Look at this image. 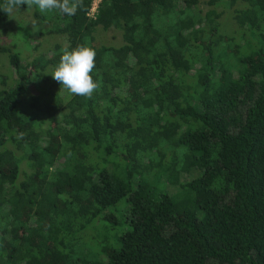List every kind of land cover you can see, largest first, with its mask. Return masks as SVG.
I'll use <instances>...</instances> for the list:
<instances>
[{
    "label": "trees",
    "instance_id": "trees-1",
    "mask_svg": "<svg viewBox=\"0 0 264 264\" xmlns=\"http://www.w3.org/2000/svg\"><path fill=\"white\" fill-rule=\"evenodd\" d=\"M91 4L31 7L29 62L0 11V264H264V0ZM81 45L91 99L50 75Z\"/></svg>",
    "mask_w": 264,
    "mask_h": 264
},
{
    "label": "clouds",
    "instance_id": "clouds-1",
    "mask_svg": "<svg viewBox=\"0 0 264 264\" xmlns=\"http://www.w3.org/2000/svg\"><path fill=\"white\" fill-rule=\"evenodd\" d=\"M24 4H27L28 8L37 7L42 14L58 11L61 15L67 16H74L83 8V0H3L0 11L11 16ZM32 25L34 32L40 30L38 24ZM95 67V49L81 45L71 51L63 49L58 66L50 75L70 94L91 99L100 87L92 75ZM23 135L19 133L17 138L21 139Z\"/></svg>",
    "mask_w": 264,
    "mask_h": 264
},
{
    "label": "rangeland",
    "instance_id": "rangeland-1",
    "mask_svg": "<svg viewBox=\"0 0 264 264\" xmlns=\"http://www.w3.org/2000/svg\"><path fill=\"white\" fill-rule=\"evenodd\" d=\"M201 5L204 7V1H201ZM226 23L225 29L230 32L233 28V21L230 18V14L225 13L222 17ZM38 24L40 30L33 31L32 24ZM48 25L34 17L33 9L24 8L19 6V10L12 13L9 27L7 28L5 41L16 45V49L19 50L27 62H29L34 55L47 50L52 46L59 38L55 34L47 32ZM230 30V31H229ZM7 39V40H6ZM61 40V39H60ZM100 43H108L119 45L122 44L123 37L116 29H100L98 30V40ZM38 45V46H37ZM198 172L194 171L189 174H183L181 176L182 181L192 180L197 177ZM172 179V176H169ZM168 184V189L175 190L174 187Z\"/></svg>",
    "mask_w": 264,
    "mask_h": 264
},
{
    "label": "built area",
    "instance_id": "built-area-1",
    "mask_svg": "<svg viewBox=\"0 0 264 264\" xmlns=\"http://www.w3.org/2000/svg\"><path fill=\"white\" fill-rule=\"evenodd\" d=\"M100 2H101V0H92L91 8L88 12V15L90 17L96 18V14L98 12Z\"/></svg>",
    "mask_w": 264,
    "mask_h": 264
}]
</instances>
